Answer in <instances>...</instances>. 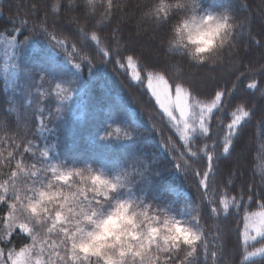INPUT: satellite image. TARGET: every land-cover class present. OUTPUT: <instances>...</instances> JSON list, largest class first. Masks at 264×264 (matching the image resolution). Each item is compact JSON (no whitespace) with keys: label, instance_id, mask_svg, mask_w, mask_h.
I'll return each mask as SVG.
<instances>
[{"label":"trees","instance_id":"16d2710c","mask_svg":"<svg viewBox=\"0 0 264 264\" xmlns=\"http://www.w3.org/2000/svg\"><path fill=\"white\" fill-rule=\"evenodd\" d=\"M52 3L53 0H0V9H3L0 15L3 36L0 37L30 38L29 44L20 49L16 81H12L4 69L7 50L0 38V150L4 152L0 178L8 179V173L16 168V160L8 166V151L17 159L23 157L26 165L35 164L41 170L49 164L68 166L90 162L109 173H123L133 187V194L149 202L186 219L199 216V222L193 223L202 229L203 237L197 242L195 264H264V258L259 256L245 260L243 244L245 216L261 211L260 205L264 203V184L261 183L264 96L258 89L247 87L253 76L258 84H264V0H205L206 7H230L237 16L247 19L245 27L235 37L234 49L225 54L222 64L213 67L194 65L186 56L165 51L161 41L167 37L171 20L143 18L142 13L151 0H114V4L121 7L111 9L110 19L99 24L97 20L106 0L96 4L95 13L90 11L86 0H75L71 9L63 0L58 14L51 13ZM46 13L49 31L54 29L58 38L66 37L70 44L75 43L82 49L81 56L85 52L89 54L91 70L88 63L79 59L67 64L65 59L69 61V58L60 48H56L59 57L46 49L52 47L34 23ZM73 16L89 33L87 38L75 22H70ZM22 19L28 21L26 26L21 25ZM14 28L21 31L14 32ZM92 30L112 49L118 42L120 54L113 52L109 57L99 54L91 40ZM68 51L71 52V48ZM72 55L75 57L76 53ZM127 55L137 59L140 81L132 79ZM77 62L82 63V68L79 78L73 82V73L77 71L73 65ZM147 70L163 73L170 83L183 82L200 99L212 98L216 90L230 93L223 98L221 109L214 110L208 136L194 134L190 143L198 153L196 157L186 152L179 133L152 97L147 88ZM41 74H47L52 85L44 97H40L38 88L45 91L49 84L41 85ZM55 83L71 89L70 100L57 96ZM240 104L245 105L250 115L234 130L233 146L229 153H224L226 126L231 122V112ZM116 128L121 131L116 132ZM166 138H171L179 151L167 148ZM28 142H31V152L24 151L29 147ZM205 144L209 149L214 148L216 154L213 189L209 190L211 198L215 200L223 193L237 196L244 189L252 200L245 195L239 199V206L230 205L227 213L211 211L213 207L222 209L223 205L209 204V196L204 195L205 189L199 183L201 177L193 171L202 172L206 168ZM45 150L49 152L47 158L40 155ZM180 152H185L190 162L186 169L176 167L183 163ZM23 179L30 183L41 177L23 176ZM7 210V202L0 203V217L5 220ZM4 228L0 223V230ZM50 236L49 243L59 242L57 233ZM31 243L27 233L16 229L0 239V248L18 252ZM180 258L182 255L177 257V264Z\"/></svg>","mask_w":264,"mask_h":264},{"label":"clouds","instance_id":"9594fccd","mask_svg":"<svg viewBox=\"0 0 264 264\" xmlns=\"http://www.w3.org/2000/svg\"><path fill=\"white\" fill-rule=\"evenodd\" d=\"M142 17L171 20L161 41L165 51L209 67L225 61L247 23L230 7H206L205 0H151ZM54 165L56 172L42 170L39 181L20 178L17 215L44 234L55 220L61 242L60 228H67V264H157V258L166 264L167 256L189 251L186 241L201 230L194 216L183 218L133 194L123 173L90 162Z\"/></svg>","mask_w":264,"mask_h":264},{"label":"snow or ice","instance_id":"6c2138e0","mask_svg":"<svg viewBox=\"0 0 264 264\" xmlns=\"http://www.w3.org/2000/svg\"><path fill=\"white\" fill-rule=\"evenodd\" d=\"M63 0H53V3L50 6L51 13L58 14L61 10V4ZM69 8L75 6V0H66ZM87 5L90 7V11L95 13L96 0H86ZM114 7H121V5L114 4V0H106V3L103 8L97 24L103 22L104 20L110 19L111 9ZM3 14V9H0V15ZM47 16L41 19L37 23L39 26V32L43 35L51 45L53 49L60 48L62 49L69 58L71 63L73 59H79L81 62H86L89 64L91 70L92 59L89 54L85 52L84 55H80L82 49H79L75 43H69L66 37H59L55 30L49 31L47 26ZM70 22H75L77 24L78 30L82 33L84 38H87L89 33L85 31L83 25L80 24L79 20L73 16L70 17ZM21 25L26 26L28 21L22 19L20 21ZM139 25V22H138ZM14 32H20L21 29L14 28ZM32 31H36L35 28ZM0 36H3L0 33ZM91 40L95 42V45L98 49V53L103 57H109L115 52L116 55L120 54V47L117 42V47L115 49L110 48L105 41L101 38L96 30H92L90 33ZM4 43L11 49L13 52L10 56V59L15 60L19 55L20 49L26 47L29 44V37H24L23 40H18L16 35H7L4 36ZM71 48V52L68 49ZM72 53H76L74 57ZM127 66L132 69V79L136 81L141 80L140 71L137 70V59L133 55H127ZM74 63L73 67L77 70L73 73V82H75L80 75L79 70L82 68V63ZM119 63V61H117ZM121 67H124V64H120ZM14 67H19L14 65ZM251 71V70H250ZM15 75V74H14ZM23 78V77H21ZM41 85L48 83L49 89L45 91L38 92L40 97H44L48 94L51 89V83L48 80L47 74H41L40 77ZM147 88L151 91L152 97L155 98L156 104L159 105V108L162 110L163 114L167 116L168 120L171 121L172 125L175 127L177 133H179L180 139L183 141V147L187 153H190L191 157H196L198 155L197 151H193L191 143L193 136L196 133H199L202 136L207 137L211 129L209 122L213 119L214 110L219 111L222 107V100L226 95L224 90H216L213 94V97L210 99H200L197 95L193 94L190 86H185L183 82L177 81L175 83H170L169 79L165 78V75L161 72L154 70H147ZM16 85L13 84L15 89ZM236 85H233V89ZM247 87L249 89H258L260 95L264 96V84H258L255 76L252 77L251 82L248 83ZM55 90L57 96L61 97L62 100L71 99V89L65 88L60 83H55ZM250 112L246 110L244 104H240L236 107L235 111L231 112V122L227 124V133L223 136V152L229 153L230 147L233 146V136L234 130L237 129L241 122L245 120L246 117H249ZM116 132H120V128L115 129ZM124 135L127 137L128 133L125 132ZM108 138V137H105ZM168 143L166 147L171 151H179L178 147L174 142L171 141V138H166ZM2 142V141H0ZM29 147L24 148L25 152H31L33 149L31 147V142ZM17 147L18 146H14ZM204 151L206 154L207 164L205 170L193 171L196 172V175L201 177L199 183L205 189V196H209V204L216 203L217 205L222 204L223 207H213L211 211L213 213L224 212L227 213L230 205L239 206V199H243L245 195L249 200H252L253 197L248 195L244 189H241L240 194L237 196H232L229 193H223L220 197H217L215 200L211 198L209 190L213 189V184L211 183L214 178V162L216 154L213 149H209V146L205 144ZM42 157H49V152L47 150L43 151L40 154ZM8 166L11 167V161L16 160V168L13 171L8 173V179L0 178V203L7 202V218L6 220L3 217H0V223L5 225L3 230H0V239H4L10 236L16 229H20L23 232L27 233L32 239V243L22 247L19 252L14 249L6 250L0 248V264H7L8 261L11 264H67V239H68V229L60 228V231L65 234V239L63 242L59 240H51L50 234L55 233L57 228V222L53 220L52 224L47 228V234L43 233V229L34 228L29 222L22 220L17 215L18 203L20 201V189L18 187V182L22 176H27L28 178L41 177L42 170L49 171L52 173L56 172V166L54 164H49L44 169L37 168L35 164L26 165L23 157L17 159L13 155L12 151L7 152ZM4 159V152L0 150V160ZM180 159L182 164H177V168H185L190 166V162L185 155V152H180ZM262 179L261 183L264 184V159H262ZM39 181L37 179H33ZM231 178L229 179V183ZM261 211L249 213L245 216V225L243 231V244H244V259L249 260L251 257H261L264 258V203L260 205ZM194 221L199 222L200 217L194 216ZM218 226V225H217ZM201 229V228H200ZM194 239L186 241L189 244L190 250L186 251L182 258L179 259L178 264H195V258L197 256V242L202 240L203 231L200 230L199 233H194ZM205 251L207 252V244H204ZM62 249L63 251H61ZM213 256L216 255L215 252L212 253ZM47 256V259H45ZM169 255L165 258L166 264H177V257ZM157 264H159V258H157Z\"/></svg>","mask_w":264,"mask_h":264},{"label":"rangeland","instance_id":"374dc122","mask_svg":"<svg viewBox=\"0 0 264 264\" xmlns=\"http://www.w3.org/2000/svg\"><path fill=\"white\" fill-rule=\"evenodd\" d=\"M1 39H2V41H3V43H4V38L3 37H0ZM6 44L4 43V49H6L7 50V55H6V60H5V67H4V69H5V71H6V73L10 76V79L12 80V81H16L19 77H18V69H17V67H14V65H16L17 64V59H18V57L20 56V52H19V55L15 58V60H13V59H10V56H11V54H12V52H13V49H11V48H9L7 45L5 46ZM46 49H50L51 50V54L52 55H54V57H59V51L57 50V49H53V48H47L46 47ZM65 62H67V64H69L68 62V60L67 59H65ZM15 74V75H14ZM72 96V95H71ZM19 252V251H18ZM45 259H47V256H45ZM58 263V262H57ZM9 264H11V262L9 261Z\"/></svg>","mask_w":264,"mask_h":264}]
</instances>
